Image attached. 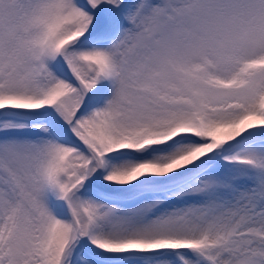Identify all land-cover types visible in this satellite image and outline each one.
Segmentation results:
<instances>
[{"label":"snow or ice","instance_id":"6c2138e0","mask_svg":"<svg viewBox=\"0 0 264 264\" xmlns=\"http://www.w3.org/2000/svg\"><path fill=\"white\" fill-rule=\"evenodd\" d=\"M0 264H264V0H0Z\"/></svg>","mask_w":264,"mask_h":264}]
</instances>
